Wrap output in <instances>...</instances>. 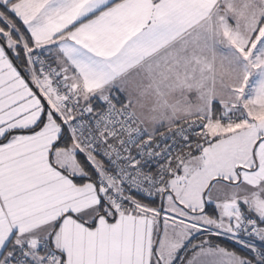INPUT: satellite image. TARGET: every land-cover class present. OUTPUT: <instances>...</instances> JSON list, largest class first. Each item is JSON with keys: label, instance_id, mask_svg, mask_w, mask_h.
Segmentation results:
<instances>
[{"label": "snow or ice", "instance_id": "snow-or-ice-1", "mask_svg": "<svg viewBox=\"0 0 264 264\" xmlns=\"http://www.w3.org/2000/svg\"><path fill=\"white\" fill-rule=\"evenodd\" d=\"M0 264H264V0H0Z\"/></svg>", "mask_w": 264, "mask_h": 264}]
</instances>
